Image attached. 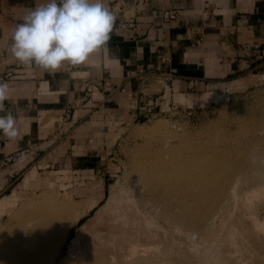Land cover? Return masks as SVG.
<instances>
[{
    "label": "rangeland",
    "instance_id": "obj_1",
    "mask_svg": "<svg viewBox=\"0 0 264 264\" xmlns=\"http://www.w3.org/2000/svg\"><path fill=\"white\" fill-rule=\"evenodd\" d=\"M178 97L169 103L168 93L164 112L150 121L112 113L92 138V161L74 169L62 161L73 152L71 134L55 139L39 175L63 184L23 195L0 215L7 227L0 244L32 237L28 259L11 254L0 264H264V186L254 177L264 166V77L193 84ZM160 122L167 126L153 132ZM140 129L152 134L139 136ZM200 162L202 173H214L205 192L175 176L174 167ZM102 180L105 197L87 212L91 188ZM49 197L57 205H43ZM114 197L131 208L129 221H115L107 207ZM58 213L59 222L49 220ZM94 234L104 243L88 245Z\"/></svg>",
    "mask_w": 264,
    "mask_h": 264
},
{
    "label": "crops",
    "instance_id": "obj_2",
    "mask_svg": "<svg viewBox=\"0 0 264 264\" xmlns=\"http://www.w3.org/2000/svg\"><path fill=\"white\" fill-rule=\"evenodd\" d=\"M47 2H0V82L9 85L5 108L20 127L14 140L0 134V215L23 195L63 184L39 175L59 136L71 134L73 152L62 161L74 169L92 161V138L112 113L142 121L148 108L165 109L168 93L171 103L193 84L264 77V0H106L115 15L108 54L100 50L84 64L55 72L24 66L9 50L14 27ZM166 11L177 17L165 21ZM136 13L137 28L121 29L118 17ZM104 182L91 188L95 199L88 201L105 197Z\"/></svg>",
    "mask_w": 264,
    "mask_h": 264
},
{
    "label": "clouds",
    "instance_id": "obj_3",
    "mask_svg": "<svg viewBox=\"0 0 264 264\" xmlns=\"http://www.w3.org/2000/svg\"><path fill=\"white\" fill-rule=\"evenodd\" d=\"M114 22L106 0H48L14 27L9 50L24 66L55 72L65 64H84L100 50L107 55ZM9 92L8 83L0 82V134L14 140L20 127L5 108Z\"/></svg>",
    "mask_w": 264,
    "mask_h": 264
},
{
    "label": "bare ground",
    "instance_id": "obj_4",
    "mask_svg": "<svg viewBox=\"0 0 264 264\" xmlns=\"http://www.w3.org/2000/svg\"><path fill=\"white\" fill-rule=\"evenodd\" d=\"M164 125H165V123H162V122L156 124L154 127L157 129L153 132L159 133L160 131L164 130L163 129ZM165 126H167V125H165ZM150 134H152V131L149 132L148 130H145V129H140L138 131L139 136H149ZM203 165H204V163L200 162L199 164H190L186 168L174 167L175 168V174H177L175 176H178L179 179H182L184 182H187V183H191L192 180H195V183L198 181V185H196L195 183H191V186H193V188H192L193 191L205 192V190L207 189V185L214 178V175H213L214 173L211 172V170L209 168H204L205 173H202L203 168H199V167H202ZM196 168L198 170H196ZM254 177L258 180L260 186H264V166L261 170L256 171V173L254 174ZM210 184H212V183H210ZM263 189H264V187H263ZM71 200H70V198L65 199V202H63L61 205L66 206V205H68V203ZM90 202H91V205L89 207H87V209H88L87 212H89L90 210L95 208L98 204L97 201L96 202L90 201ZM42 203H43V205H52V206L57 205V203L54 200H52L51 197L45 198L44 200H42ZM110 206H112L113 211H111V212H112L114 219L117 223H119V221L125 223L124 218H126V220L129 221L128 212L130 211L131 208L128 210L122 208L121 205L118 204V200L115 199V197L112 198V200H110V202L108 200L107 207L109 208ZM107 211H109V210H107ZM62 218H63V214H61V213L50 214V216H49V220L53 219L56 222H59ZM32 219L34 220L35 218H32ZM76 223L77 222H72V221L69 222V224H68L69 229L73 228ZM29 226L30 225H28V227ZM0 228H1L0 233H2L4 231L3 229H5L7 227H5L3 225ZM108 229H109V227H108ZM27 230L29 231V229H27ZM127 230H129V229H127ZM127 230L123 229V232H122L123 236L126 235L125 233L127 232ZM76 233H77V235L75 238L72 239V243L74 242L75 239L77 240V242L80 239V237H79L80 232L76 231ZM128 234L129 233H127V235ZM31 238L32 237H31L30 233H28V234L23 233V234H20L18 237L13 236V237L9 238L8 241H5V242L0 244V257L8 258V257H10L11 254H15L16 258L18 257L20 260L21 259H28L30 257L28 255L29 254L28 249L31 246V243H29V240ZM123 238H126V237H123ZM138 239H140V238L137 237L136 240H138ZM131 240H132V238H131ZM94 241H99L101 243H104V241L101 239V236L98 234H94L91 237H89L88 245L90 243H94ZM137 242H139V241H137ZM129 255L131 256V254H129ZM54 262H55V260H53V264H54Z\"/></svg>",
    "mask_w": 264,
    "mask_h": 264
},
{
    "label": "built area",
    "instance_id": "obj_5",
    "mask_svg": "<svg viewBox=\"0 0 264 264\" xmlns=\"http://www.w3.org/2000/svg\"><path fill=\"white\" fill-rule=\"evenodd\" d=\"M122 7H123L122 5L118 6V9H123ZM162 17L165 21L170 22L177 17V14L174 11H166L163 13ZM118 18H119V23H120L121 29L135 30L137 28V25L140 22V19H139L140 16L138 13H136L132 16L125 17V18H120V17H118ZM163 112H164V110H160L158 112H153L151 108H148V110H147L148 114L145 115L144 120L150 121L151 119L155 118L156 116L160 115ZM68 129H70V127H68ZM62 130H64V128Z\"/></svg>",
    "mask_w": 264,
    "mask_h": 264
}]
</instances>
